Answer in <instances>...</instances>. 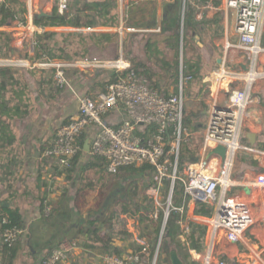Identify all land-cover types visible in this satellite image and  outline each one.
Here are the masks:
<instances>
[{
	"label": "trees",
	"instance_id": "obj_1",
	"mask_svg": "<svg viewBox=\"0 0 264 264\" xmlns=\"http://www.w3.org/2000/svg\"><path fill=\"white\" fill-rule=\"evenodd\" d=\"M199 1L205 2L206 0ZM116 7V0H67V7L62 13L58 11L56 4L52 7L50 16L37 18L34 15L33 24L42 27L43 30L34 34L31 42L33 55L25 54L23 58H30L33 61L90 59L91 47L102 52L106 50L108 43L118 41V34L97 31L60 32L45 28L115 26L119 23L118 14L113 11ZM180 9H174L172 33L164 39L167 42V48L172 50V61L167 60L165 51L155 40L152 42L150 40L147 45V63L134 60L129 69L108 72L109 74L100 79L95 86L101 90L100 92H105L110 83L125 78L126 74L132 70L135 75H144L150 89L167 98L177 94L181 75L184 84L186 81L189 85L187 91L184 92L182 123L186 132H192L200 129L199 119L204 107L201 101L200 106H193L194 98L201 95V87H198L195 92L191 89L192 84L199 85L200 83L202 59L198 53H195V56H187V50L195 49V52L199 50L196 38L200 35L195 19V8L189 0H184L182 13ZM26 13L25 3L21 0H3L0 2V26L8 21H16L18 24L25 25L27 23ZM129 22L130 20H126L124 26ZM11 38L9 32L0 30V59L10 58ZM153 63L156 64L155 68H153ZM52 72V68L38 70L0 66V154H2L0 160V264H14L23 246V232L16 233L12 240L5 241L3 237L6 230L23 231L24 227L20 207L5 204L14 199L19 192L15 184L25 177L24 174H18L23 170L25 160L19 156V151L15 148L16 133L12 128V122L20 120L31 112L29 103L35 89V91L38 89H41L40 91L51 90L50 74ZM34 80L39 83L37 88L33 86ZM186 97L188 100L185 99ZM70 118L62 123L68 122ZM86 139L85 131L76 137L80 149L69 159L67 166H61L58 159L52 155H43L40 159L38 186L46 188L40 197L41 217L50 218L57 214L61 219L70 220L73 207L78 214L84 211L85 215L84 217L80 215L82 218L75 234L77 240L81 242L76 241L75 245L88 250L92 255L117 256H122L123 253L120 248L112 244V241L131 238L125 227V217H128L133 220L137 238L141 239L146 247L143 252L144 246L137 243L136 238L131 240L130 252L135 256L132 264H147V259H153L156 250L155 264H170L169 250L171 247L177 250L184 264H198L192 259L189 251L201 252L204 249L206 226L195 221H188L186 229L180 225V221H184L186 217L185 204L182 212L170 210L164 225L162 209H159L156 218L153 216L154 199L147 194V190L156 185L153 166L148 163L136 166L127 165L120 167L116 173H109L106 171V161L101 156L89 153L83 160L86 153L84 151ZM50 146L51 143L42 146L41 152L43 153ZM195 156L196 149L190 143L184 142L180 149V161L183 162L182 160L187 158L193 162ZM45 167L52 168L51 176L64 175L68 184L75 183L74 180L78 177L74 187L73 206L62 205L63 199H72V193L69 195L67 188L62 190L58 197V206L48 201L47 182L42 179V171ZM168 185L169 182L165 181L162 189L163 200L166 197ZM182 193V186L176 183L172 196L174 206L181 204ZM48 207L49 210L46 211ZM212 211L213 208L208 204L195 203L194 214L196 215L208 217L211 216ZM57 243L59 242L55 237H49L42 242L30 238V251L36 250V253L29 251V254L36 256L39 253L37 248L42 245L44 248L40 247V249H45V252L39 264H46L52 252L58 248ZM68 256H70V251L67 253Z\"/></svg>",
	"mask_w": 264,
	"mask_h": 264
},
{
	"label": "built area",
	"instance_id": "obj_2",
	"mask_svg": "<svg viewBox=\"0 0 264 264\" xmlns=\"http://www.w3.org/2000/svg\"><path fill=\"white\" fill-rule=\"evenodd\" d=\"M31 1L28 0L29 4ZM223 3L235 13L234 29L242 58L238 68L222 63L208 80L206 120L201 145L193 162L180 161V149L186 142L187 134L182 123L183 77L180 75L177 94L166 98L150 89L148 80L135 75L132 70L125 78L110 83L105 92H99L94 97L81 95L77 114L57 128L51 146L44 150L43 155H52L61 166H67L69 159L80 149L76 137L85 129L94 127L96 130L89 139V153L105 159L107 172L116 173L122 166L142 163L153 166L156 185L150 187L147 193L154 199L155 218L162 209L163 225L170 210L182 212L188 201L205 203L213 208L206 221V249L203 253L192 250L193 260L198 264H264V241L259 246H253L250 240L244 242L246 250L237 262L227 259L225 252L217 248V242L222 237L232 243L241 241L243 234L255 224L260 226L264 235V172L258 173L248 186V200L227 194L228 188L233 185L231 174L235 155L239 151H255L251 146L242 145L240 137L251 101V85L256 80H264V47L261 45L264 0H223ZM66 7L67 0H57L60 13ZM36 29L39 32L43 30L42 27ZM35 65L52 68L54 82L61 88L68 84V68L98 67L113 71L130 68L121 59L93 62L44 60ZM233 83H239L241 87L232 89L225 104L219 103L216 92ZM118 116L120 118L115 119ZM218 146L224 149L223 156L214 152ZM165 181L169 185L163 200ZM176 183L183 190L179 206L172 204ZM180 225L186 229L184 221H180ZM22 232L6 230L4 240H12L16 233ZM136 242L144 246L142 251L145 252L144 242L139 238ZM73 246H59L46 264H59ZM156 254L157 250L153 259H147V264H155ZM134 259L132 252L122 256L105 255L103 264H132Z\"/></svg>",
	"mask_w": 264,
	"mask_h": 264
},
{
	"label": "crops",
	"instance_id": "obj_3",
	"mask_svg": "<svg viewBox=\"0 0 264 264\" xmlns=\"http://www.w3.org/2000/svg\"><path fill=\"white\" fill-rule=\"evenodd\" d=\"M1 1L3 0H0V2ZM21 1L25 3L27 9V23L22 25L18 24L16 21H8L5 25L0 26V30L9 32L12 37L11 56L10 58L0 59V66L38 70L51 69L35 65L39 62V60L33 61L30 58L17 57L14 53L15 49H17L15 47L17 46L16 43L19 42L20 46L23 47V43L27 40L26 37L31 35L32 32H39L36 28L40 27L34 25L32 22V18L35 15L33 14L32 9L36 7L38 0H32L31 4H29L28 0ZM116 1L117 7L116 10L113 11L118 14V25L96 26L92 28L58 26L47 27L45 29L61 32L97 31L118 34V41L108 43L106 50L100 52V50L96 49L98 52H96L95 56L92 55L90 59L72 60L70 62H93L121 59L126 61L130 67L132 61L135 60L131 51L137 43L143 41L142 45L144 48V57L143 59L137 60L147 63V45L150 40L151 42L152 40H155L161 49L165 51L164 54L166 55L167 60L172 61L173 53L172 57L169 58L168 54L170 53L171 48H167V42H165L164 39L166 36L171 35L174 27V17H167L166 15L167 11H169L167 8L170 6L171 9L175 0ZM55 3L57 4V0H54L53 3H46L44 6H39L38 10L50 14V11ZM189 3L195 8V19L199 29L200 36L196 38V44L200 47L199 49H202L204 52L202 55V77L200 79V83L199 85L192 84L191 89L192 92H195L198 87H201V95L194 98V101L197 103L200 101L203 102L204 107L202 108L201 113L202 116H206L210 85L208 80L210 79L211 74L222 63L229 67L238 68L242 54L240 49L237 47L239 41L238 35L234 29L235 13L233 10H229L224 6L223 0H206L205 2H200L199 0H189ZM183 9L184 0L181 13L183 12ZM126 20H130V22L124 26V22H126ZM147 33L148 36L146 35ZM228 44L230 47H227ZM261 45L264 47V31L261 39ZM30 46H32V43L29 47ZM13 47L15 48L14 50ZM125 47L128 49L127 52L124 53ZM31 50L32 48L30 47L29 53H31ZM107 50L111 51L110 54L109 52H105ZM68 69V71L66 70L68 84L65 87L61 88L56 86L52 72V74H50L52 82V85L50 86L51 90L40 91L41 89H38L35 91V89L32 92L33 94H31V101L29 103L31 112L20 120L12 122V128L16 133L15 148L19 151V156L25 160V164L22 167L23 170L18 172L19 175L24 174L25 177L21 180L19 179L15 184V188H18L19 192L15 195L13 200L5 202V204L20 207L24 224L22 236L23 246L14 264H39L45 249H40V247L43 246L39 245L37 248L39 253L36 256L30 255V238L34 241L42 242L44 239L49 237H55L58 240L59 243L56 244L58 247L66 244L74 245L70 250V256L66 257L61 264H103L105 255H92L88 250L75 245L76 241L81 242V240H77L75 234L80 224V219L85 215L84 211L82 214H78L76 212L77 210L73 207L70 220H67L66 218L61 219L57 214L50 218H42L40 212V197L42 195V191L46 189L45 187L38 186L39 181L37 179L39 174V161L43 156V153L41 152L42 146L51 143L57 128L65 119L73 117L77 114L78 98L81 95L94 97L101 91L95 85H97L100 79L108 75V72L113 71L98 67H87L85 69L75 67ZM139 76L147 79L144 75ZM33 86L34 88H37L39 83L34 80ZM33 86L30 85V87ZM239 87H241L239 83H233L230 86L221 87V90L216 92L218 102L225 104L232 89ZM250 97L251 101L247 107L242 127V145L251 146L255 149V151H239L235 155L233 160L234 167L231 174L233 185L227 190L228 195H234L243 200H248L250 198V188L248 186L255 180L256 175L260 172H264V80H256L252 83ZM117 118L119 119L120 117L118 116L115 119ZM199 120L200 129L192 132L187 131V134L185 135V143L188 141V143H190L193 136L199 135L201 145L205 121L202 122L201 118ZM95 130L96 129L94 127L85 129L87 139H90L93 136ZM247 133H251L255 136L253 145L250 144L248 138L245 136ZM86 153L88 154L89 152ZM1 158L2 154H0V160ZM195 159L196 158H194V160ZM182 161L183 163L185 162L184 159ZM52 171L53 170L50 167H45L42 171V179H45L48 186V201L53 202V204L55 203L56 206H58V197L62 193V190L67 188L69 190V195L72 193V199H63L62 205L73 206L75 183L68 184L64 175L51 176L53 174ZM251 188L252 190H255L254 187ZM185 205L187 207L186 217L184 220L185 224H187L188 221H195L206 226V221L210 216L207 217L194 214L195 203L193 202L188 201ZM48 210L49 207L46 211ZM89 216H91V214H89ZM125 227L130 233L131 238L126 240L115 239L112 241L114 246L122 250V255L131 251V240L137 238V231L133 226L132 219L125 217ZM247 240L252 241L253 246H259L258 244L264 241V235L258 224L251 226L243 234L242 240L236 243L226 241L222 237L220 241L217 242V248L225 252L227 259L232 262H237L242 253L246 250L244 242ZM205 249L206 243L204 236V249L200 253H203ZM30 252L36 253V250H31ZM191 252L192 250L189 251L190 255Z\"/></svg>",
	"mask_w": 264,
	"mask_h": 264
},
{
	"label": "rangeland",
	"instance_id": "obj_4",
	"mask_svg": "<svg viewBox=\"0 0 264 264\" xmlns=\"http://www.w3.org/2000/svg\"><path fill=\"white\" fill-rule=\"evenodd\" d=\"M54 2V0L52 1V0H38V4L36 5V7H32L33 9V14H38L39 13V10H38V7L39 6H44L46 3H53ZM54 5H56V3L54 4ZM182 7H183V0H175L174 1V4L172 5V8L170 9V6H169V8H167V9H169V11H167V17H174V9L175 8H177V10L179 9V8H181L182 9ZM180 9V10H181ZM11 24V23H10ZM12 25H13V23H12ZM47 30H50V29H47ZM156 30H158V29H156ZM56 31V30H55ZM61 32V31H60ZM159 32H160V30H159ZM36 32H32L31 33V35H28L27 37H26V41L23 43V47H21L20 46V43L19 42H17L16 43V45L17 46H15L17 49H15L14 47H13V50L15 49V54L17 55V57L19 56V57H23V56H25V54H28L29 56H32L33 55V51L31 50V53H29V50H30V47L32 48V46H30L29 47V45H31V42L33 41V39H34V34H35ZM147 36H148V33L146 34ZM17 37V36H16ZM142 43H143V41L141 42H139V43H137L135 46H134V48H133V50L131 51V54L132 55H134V59L135 60H137V59H143V55H144V48H143V45H142ZM127 47H125V49H124V53L125 52H127ZM207 50H208V48H207ZM91 52L92 53H90L91 55H96V52H98V51H96V48L95 47H91ZM106 53H108L109 52V54H110V50H107V51H105ZM195 53H198L199 54V57H201V61H203V57H202V55H203V51H202V49L200 50H198L197 52H195V49L193 50V49H189V50H187V56H195ZM130 56V55H129ZM168 57L169 58H171L172 57V50H170V53L168 54ZM195 58V57H194ZM154 64V63H153ZM149 65H151L150 64V62H149ZM155 65L156 64H154V67L153 68H155ZM184 85V87H183V92H186L187 91V88H188V84L186 83V81H185V84H183ZM186 100H188L187 99V97H186ZM194 104H193V106L195 105V106H200V104L199 103H197V102H193ZM205 119H206V116L204 115V116H202L201 117V120H202V122H204L205 121ZM243 133H241V137H240V142L242 143L243 142V135H242ZM195 136H197V137H195ZM195 136H193V139H191L190 140V145L194 148V149H196V154H198V150H199V143H200V138H199V135H195ZM189 142V141H188ZM187 142V143H188ZM89 154V153H88ZM239 154H241V153H239ZM238 154V155H239ZM87 158V153H85V157L83 158V160H85ZM184 163H191L190 161H189V159H184ZM77 180H78V177H76L75 178V183L77 182ZM148 194V193H147ZM149 195V194H148ZM150 196V195H149ZM172 248V247H171ZM170 248V249H171ZM177 251V250H176ZM169 253H170V250H169ZM178 254V253H177ZM179 256V255H178Z\"/></svg>",
	"mask_w": 264,
	"mask_h": 264
},
{
	"label": "water",
	"instance_id": "obj_5",
	"mask_svg": "<svg viewBox=\"0 0 264 264\" xmlns=\"http://www.w3.org/2000/svg\"><path fill=\"white\" fill-rule=\"evenodd\" d=\"M48 16H50V14L43 11H39V13L36 14L37 18L48 17ZM245 136L248 138L250 144L253 145L255 136L251 133H247ZM84 151L89 152V139H86L84 142ZM214 152L220 154L221 156L224 155V149L220 146L215 148ZM169 259H170V264H184L180 259V257L178 256L177 251L174 247L170 249Z\"/></svg>",
	"mask_w": 264,
	"mask_h": 264
}]
</instances>
